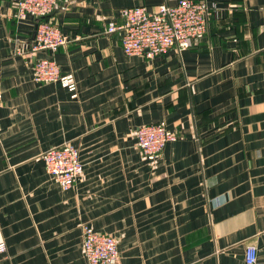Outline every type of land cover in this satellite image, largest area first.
I'll list each match as a JSON object with an SVG mask.
<instances>
[{
    "label": "crops",
    "instance_id": "1",
    "mask_svg": "<svg viewBox=\"0 0 264 264\" xmlns=\"http://www.w3.org/2000/svg\"><path fill=\"white\" fill-rule=\"evenodd\" d=\"M215 3L206 34L147 59L123 52L119 10L176 0H57L51 54L76 88L33 79L36 19L0 0V264H86L82 226L117 240L120 264H264V0ZM178 138L154 161L135 129ZM69 142L83 172L63 190L41 155Z\"/></svg>",
    "mask_w": 264,
    "mask_h": 264
},
{
    "label": "built area",
    "instance_id": "2",
    "mask_svg": "<svg viewBox=\"0 0 264 264\" xmlns=\"http://www.w3.org/2000/svg\"><path fill=\"white\" fill-rule=\"evenodd\" d=\"M57 0H17L15 16L36 19L32 44L18 47L17 55L34 57L33 79L36 82H59L74 91L76 81L72 73H62L53 56L36 58L38 51L53 54L66 43L60 27L51 20ZM215 3L206 0H176L174 4L160 3L153 9L145 6L124 7L119 10L120 22L109 21L105 32L118 33L123 52L147 59L167 53L171 48L185 50L202 38L208 29L211 16L216 15ZM2 95L0 90V106ZM1 127V126H0ZM136 144L149 161L161 154L167 142L178 136L163 123L139 126L134 132ZM45 170L63 189L74 186L83 172V163L77 147L69 142L51 147L41 155ZM6 252V244L0 241V256ZM82 252L86 264H120L117 240L110 234L82 226ZM257 261V247L247 244L245 262Z\"/></svg>",
    "mask_w": 264,
    "mask_h": 264
}]
</instances>
